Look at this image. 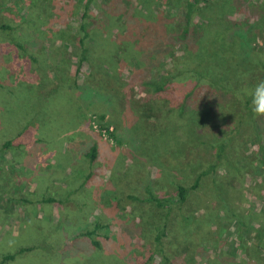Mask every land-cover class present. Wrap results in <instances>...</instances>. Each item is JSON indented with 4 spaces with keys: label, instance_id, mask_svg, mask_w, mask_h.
<instances>
[{
    "label": "rangeland",
    "instance_id": "1",
    "mask_svg": "<svg viewBox=\"0 0 264 264\" xmlns=\"http://www.w3.org/2000/svg\"><path fill=\"white\" fill-rule=\"evenodd\" d=\"M86 2L0 5V264H170L163 231L176 264H264V117L243 94L264 80V0H200L188 44L169 35L189 0H94L80 61ZM197 180L171 214L148 200Z\"/></svg>",
    "mask_w": 264,
    "mask_h": 264
},
{
    "label": "trees",
    "instance_id": "2",
    "mask_svg": "<svg viewBox=\"0 0 264 264\" xmlns=\"http://www.w3.org/2000/svg\"><path fill=\"white\" fill-rule=\"evenodd\" d=\"M5 1V0H0V5H2V2ZM200 0H192L188 2L187 4V8L186 10H184V15H185V27L182 29V31L180 32H177V33H174V34H170V40L174 41V42H186L187 44L188 43H192V41H195L196 39H198V37L200 36V31L199 30H196L194 31V34H193V38L190 36L192 34V27H191V24H190V18H191V14L195 8V5H197L196 3H198ZM92 2H94V0H87V2L83 5V9H84V12L82 14V17H83V21L79 27V30L80 32L82 33V36L80 37V47L82 48V58L80 61H83L85 60V54L87 52V49L85 48L84 45H86V38L88 37H91V34H90V26H92V22H89L88 19H89V16H90V7L92 5ZM90 20V19H89ZM91 21V20H90ZM10 27L9 24H6V23H1L0 24V30H6ZM237 29H235V31L231 30L229 33V37L232 41V43H238L239 40H237L238 36H239V33L236 31ZM241 41V39H240ZM221 56V55H220ZM217 60L219 61V58H217ZM236 65H238V63H235ZM196 73H199V77L201 78L202 77V73L196 69L195 70ZM172 75H167V74H163L162 76V79H161V82H156V80H150V81H146L145 84H150V85H153L154 86V89L156 92L158 91H161V90H164L166 88V84L169 82L170 78H171ZM173 77V76H172ZM212 82L213 83H218L217 81L214 82V79H212ZM222 86V85H221ZM221 91L225 90L226 88L222 87V88H219ZM192 92H190V94H188L187 98L190 97ZM246 106L249 108V111H248V118H252L253 116V113L251 111V106H250V100L248 97H246ZM184 109L185 108V103L183 105H181V110L180 112H184ZM242 119V117L240 118ZM252 124H253V127L254 129H258L257 125H258V120L257 119H252ZM261 139V138H260ZM258 145L260 146V149H261V152H262V156H260V161H261V167L264 169V142H259ZM223 147V145H222ZM97 152V147L95 145L92 146V152L90 154V157H91V160H95L96 159V154ZM220 155V154H219ZM198 185V180L192 185V186H187V185H184V184H179L177 187H178V198L177 199H172L170 197H165V196H157L154 192H152L151 190L147 189L148 190V194L150 195L148 200H152V201H155L156 205H158L159 207H166L168 209V214H171L172 211H173V203L174 202H178L180 204H183L187 201L188 199V196H189V193L191 191L192 188H196ZM223 200V199H222ZM50 201H55V199L51 198ZM226 211L227 208H225ZM193 216H187V214H184L182 216V222L185 224H190L192 221H193ZM240 223H242L241 220H239ZM99 227V224L96 225V228L94 230H91V231H88L85 235H88V236H92L93 234H95V232L97 233V229ZM97 230V231H96ZM264 234V231L262 230V232ZM166 232L163 231L162 233H159L156 235L155 237V250L156 252H160L161 255L163 256V258L166 260V262H170V264H176L175 262V259L171 260L169 255H168V252L166 251V245H165V236H166ZM168 235V234H167ZM185 236H187V234H185ZM93 243L94 245H99V241L94 239L93 240ZM33 248H35V246H28V247H21L16 253H12V254H7L5 255V257L3 258L2 260V263H4L5 261L7 260H12L14 259L15 257L18 256V254H21V253H24V252H27V251H30L32 250ZM146 264H148V262H145Z\"/></svg>",
    "mask_w": 264,
    "mask_h": 264
},
{
    "label": "clouds",
    "instance_id": "3",
    "mask_svg": "<svg viewBox=\"0 0 264 264\" xmlns=\"http://www.w3.org/2000/svg\"><path fill=\"white\" fill-rule=\"evenodd\" d=\"M243 94L250 100L253 115L257 118L264 117V80H260L252 87L244 89ZM237 95L240 94L237 93Z\"/></svg>",
    "mask_w": 264,
    "mask_h": 264
},
{
    "label": "crops",
    "instance_id": "4",
    "mask_svg": "<svg viewBox=\"0 0 264 264\" xmlns=\"http://www.w3.org/2000/svg\"><path fill=\"white\" fill-rule=\"evenodd\" d=\"M44 192H46V190H44ZM45 194H46V193H45ZM51 198L55 199L54 197H49L47 200L44 199V200H41V201H49V202H51V203H53V202L56 201V199H55V201H50Z\"/></svg>",
    "mask_w": 264,
    "mask_h": 264
}]
</instances>
